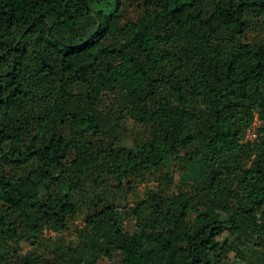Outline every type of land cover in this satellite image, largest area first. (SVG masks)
I'll return each instance as SVG.
<instances>
[{
	"label": "trees",
	"instance_id": "16d2710c",
	"mask_svg": "<svg viewBox=\"0 0 264 264\" xmlns=\"http://www.w3.org/2000/svg\"><path fill=\"white\" fill-rule=\"evenodd\" d=\"M153 177L129 232L108 187ZM78 214L76 245L20 253ZM113 252L264 264V0H0V264Z\"/></svg>",
	"mask_w": 264,
	"mask_h": 264
},
{
	"label": "rangeland",
	"instance_id": "374dc122",
	"mask_svg": "<svg viewBox=\"0 0 264 264\" xmlns=\"http://www.w3.org/2000/svg\"><path fill=\"white\" fill-rule=\"evenodd\" d=\"M127 18H131L135 16V11L133 9H129L127 11ZM257 36V33L253 30H251L247 38L248 39H254ZM259 121L257 118L254 119V121L251 123V125L246 129L245 134L243 139H249L252 140L256 136V127L258 126ZM139 129L131 122H123L120 128V138L122 139H131L135 136ZM179 168L177 165V162L174 163V161L169 157L165 161V166L161 172V178L165 175L172 177L173 181V186H176L178 181H179ZM159 175V174H158ZM158 175H155L157 177ZM155 178L153 177V180H151L148 183H141L136 188L134 189L133 192H126L124 190L125 186H123L120 189H117L116 187L109 186L108 190L110 192V196L113 197V202L118 204V205H125V210L124 208H118L117 211L120 214V219L123 223V226L125 230L129 232H133L135 229L134 222L129 217L127 213V208L131 207L133 204V201H136L144 196V193L146 191V186H156L158 183L154 180ZM164 181L161 180V182L165 181V178L163 179ZM171 186L169 188V191H172L174 188ZM126 196V198H124ZM83 225V214H78L73 220H71L68 225L66 230L62 231H51L50 229H46L43 231L40 241L36 243L34 246H30L29 244L26 243H21V254H27L30 252L34 253H45L44 251L51 250L55 248L57 243H72L73 245H76L78 243V239L76 237V230L80 229ZM48 249V250H47ZM80 258L83 261H88L92 258V255L86 251L80 252ZM120 254L119 252H113L111 256L108 257H100L97 261V264H119L120 262ZM214 264H217L214 262ZM218 264H245L244 262L239 261L238 258L234 255V253H225L222 256V261L218 262Z\"/></svg>",
	"mask_w": 264,
	"mask_h": 264
}]
</instances>
